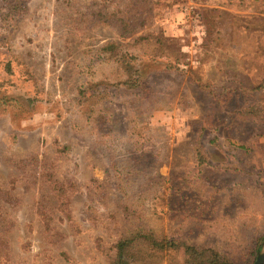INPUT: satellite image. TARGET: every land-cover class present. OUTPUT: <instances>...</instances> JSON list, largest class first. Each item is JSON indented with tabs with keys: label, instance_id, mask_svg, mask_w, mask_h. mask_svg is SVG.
I'll list each match as a JSON object with an SVG mask.
<instances>
[{
	"label": "rangeland",
	"instance_id": "obj_1",
	"mask_svg": "<svg viewBox=\"0 0 264 264\" xmlns=\"http://www.w3.org/2000/svg\"><path fill=\"white\" fill-rule=\"evenodd\" d=\"M13 2L0 0V264H110L139 224L254 264L264 92L254 122L253 92L221 90L264 77V0H20L23 17ZM154 36L175 40L160 59L173 71Z\"/></svg>",
	"mask_w": 264,
	"mask_h": 264
},
{
	"label": "trees",
	"instance_id": "obj_2",
	"mask_svg": "<svg viewBox=\"0 0 264 264\" xmlns=\"http://www.w3.org/2000/svg\"><path fill=\"white\" fill-rule=\"evenodd\" d=\"M23 1V0H22ZM15 2V3H14ZM14 9L16 16L23 17L25 14V6L21 5L20 0H14ZM148 39V38H147ZM153 42L156 47H154V57L159 60L157 63L159 65H163L162 67L165 68L167 71H173L171 68L172 66L168 67L163 64V61L160 60L164 58L165 60H169L173 58V56H176V52L171 49V47H176V42L172 38H165V37H159V36H154ZM149 40V39H148ZM145 40V41H148ZM167 49L168 54H165V51L162 52L161 49ZM173 63L175 66L174 61H170ZM165 66V67H164ZM179 67L174 68V70H177ZM211 86V87H210ZM210 86H203V89L206 91V93L209 96L216 97L217 95H221V93H228V95L233 94V93H246V92H253V121L258 122V117H257V112L260 111L262 108L261 105L263 104L262 101H257L256 100V95L261 94L264 92V77L257 82L253 86V89L245 90L244 88H238V89H232L230 87L225 88L221 90V93H219V89L215 87V85H210ZM236 90V91H235ZM217 102L216 104H219L218 98L214 100V102ZM222 101V99H221ZM259 102L261 105H259ZM0 109L1 105H0ZM95 118L91 117V122H94ZM224 168V166H221ZM226 170V169H223ZM224 196L225 202L227 201V196ZM231 197H229L230 199ZM227 203V202H226ZM142 225L139 224L137 227L134 228L130 232L128 236H124L120 238L117 243L114 246V253L112 256V261L110 264H135L136 261H139L143 255H146V257H157L159 256L160 253L166 252L167 249H182L183 254H184V264H197L199 262H206L207 264H234L232 260L227 256L228 254H222L220 252H217L216 250L210 248L207 245H203L199 242H192L187 240V242L179 241L177 238L176 239H167L163 238L161 240L155 239L152 235H148L146 233H143L141 231ZM144 230V229H143ZM145 231V230H144ZM256 242L262 239V235H257L256 236ZM253 245V243H252ZM234 249V246H233ZM146 250L147 254H146ZM257 250V249H256ZM235 254H238L237 248H235L234 251ZM250 255H253V250L250 251Z\"/></svg>",
	"mask_w": 264,
	"mask_h": 264
},
{
	"label": "water",
	"instance_id": "obj_3",
	"mask_svg": "<svg viewBox=\"0 0 264 264\" xmlns=\"http://www.w3.org/2000/svg\"><path fill=\"white\" fill-rule=\"evenodd\" d=\"M262 245H264V240H263V242H262ZM263 263H264V251L260 252V253L257 255V258H256L254 264H263Z\"/></svg>",
	"mask_w": 264,
	"mask_h": 264
},
{
	"label": "crops",
	"instance_id": "obj_4",
	"mask_svg": "<svg viewBox=\"0 0 264 264\" xmlns=\"http://www.w3.org/2000/svg\"><path fill=\"white\" fill-rule=\"evenodd\" d=\"M204 262V261H203ZM202 261L201 262H199V263H203ZM206 263V262H205ZM198 264V263H197Z\"/></svg>",
	"mask_w": 264,
	"mask_h": 264
}]
</instances>
